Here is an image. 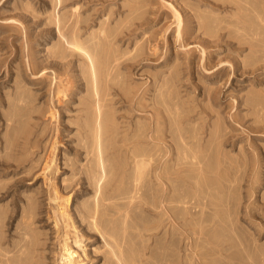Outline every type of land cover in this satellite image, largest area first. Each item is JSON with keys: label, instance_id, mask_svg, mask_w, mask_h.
<instances>
[{"label": "rangeland", "instance_id": "obj_1", "mask_svg": "<svg viewBox=\"0 0 264 264\" xmlns=\"http://www.w3.org/2000/svg\"><path fill=\"white\" fill-rule=\"evenodd\" d=\"M87 1L0 0V264H264V0Z\"/></svg>", "mask_w": 264, "mask_h": 264}, {"label": "bare ground", "instance_id": "obj_2", "mask_svg": "<svg viewBox=\"0 0 264 264\" xmlns=\"http://www.w3.org/2000/svg\"><path fill=\"white\" fill-rule=\"evenodd\" d=\"M258 1V0H257ZM87 2H89V0L87 1ZM91 2V1H90ZM208 2H209V0H208ZM224 2V1H223ZM212 3V2H211ZM129 5V4H128ZM140 5V4H139ZM139 5H137V6H139ZM211 5V4H210ZM216 5V4H215ZM231 5V4H230ZM217 6H219V4L217 5ZM190 7H192V6H190ZM141 9H144V8H141ZM264 9V8H263ZM238 12H241L242 13V15H243V13H248V15H249V17H251V16H253V15H255L257 12H258V6H257V2H256V0H253L252 2H250V0H249V2H245V5H240L239 7H238ZM237 12V11H236ZM240 13V14H241ZM195 14V13H194ZM234 14V13H233ZM237 14V13H236ZM199 17V16H198ZM245 18V17H244ZM239 19V18H238ZM243 20V19H242ZM241 23H246V22H240V25H241ZM133 24V23H132ZM237 24H239V23H237ZM202 25H204V24H202ZM206 26V25H205ZM243 26H246V24L245 25H243ZM180 27V26H179ZM203 28V27H202ZM78 29V28H77ZM225 29V28H224ZM180 30V29H179ZM206 30V29H205ZM61 31V30H60ZM59 31V32H60ZM109 31V30H108ZM123 31V30H122ZM226 31V30H225ZM179 32V31H178ZM60 34V33H59ZM80 34V33H79ZM179 34V33H178ZM61 35H62V33H61ZM106 35H107V33H106ZM247 36H249V35H247ZM253 36V35H252ZM252 36H251V38H252ZM108 37V36H107ZM178 37H180V34L178 35ZM250 37V36H249ZM62 38V37H61ZM70 38V37H69ZM74 38H76V39H78L79 38V35H77V36H74ZM98 38V37H97ZM247 38V37H246ZM254 38V37H253ZM252 38V39H253ZM73 39V38H72ZM104 39H105V37H104ZM65 40H68V39H65ZM105 40H107V38L105 39ZM232 40V39H231ZM69 41V40H68ZM98 41H100V40H98ZM72 43H74V41L72 42ZM81 43V42H80ZM68 44V43H67ZM242 44V43H241ZM72 46H74V44H71ZM239 45V44H238ZM68 46V45H67ZM77 46H78V48H79V50H81L80 51V53L81 52H83L85 55H86V57H87V59H88V64H89V67H90V70H91V74H92V85H93V88H94V90H95V92L97 91V85H98V77H97V71H96V65H95V61H94V58L92 57V55L88 52V51H86L85 49H83V48H81L79 45H77V43H76V48H77ZM70 47V46H69ZM71 49L73 48V47H70ZM74 48H75V46H74ZM252 49V48H251ZM250 49V50H251ZM78 50V51H79ZM71 52V51H70ZM73 53V52H72ZM108 54V53H107ZM252 54H255V53H252ZM75 55V54H74ZM157 55V54H156ZM83 56V55H82ZM127 56V55H126ZM125 56V57H126ZM116 57H118V56H116ZM61 59V58H60ZM66 59V58H65ZM64 59V60H65ZM114 61H116V60H114ZM262 63V62H261ZM87 64V65H88ZM86 65V66H87ZM244 66H246V64L244 65ZM179 67V66H178ZM104 68V67H103ZM107 68V67H106ZM246 69V68H245ZM251 69H249L248 68V71H250ZM99 71V70H98ZM247 71V69L245 70V72ZM252 71V70H251ZM250 71V72H251ZM103 73V72H102ZM246 74V73H245ZM176 76H177V74H176ZM113 81V80H112ZM164 81V80H163ZM124 84V83H123ZM169 84V83H168ZM108 87H110V86H108ZM116 88V87H115ZM118 88V87H117ZM172 88V87H171ZM26 89V88H25ZM24 90V89H23ZM109 90V89H108ZM116 90V89H115ZM119 90V89H118ZM160 90V89H159ZM110 92V91H109ZM94 93V92H93ZM259 94V93H258ZM110 95V94H109ZM108 95V96H109ZM118 95V94H117ZM253 95H254V93H253ZM256 95V94H255ZM260 95V94H259ZM96 96H97V94H96ZM105 96V95H104ZM8 97V96H7ZM258 97V96H257ZM104 98V97H103ZM264 98V97H263ZM113 99H115V98H113ZM262 99V98H261ZM145 102V101H144ZM113 103V102H112ZM29 104V103H28ZM187 104V103H186ZM89 105V104H88ZM101 105V104H100ZM155 106V105H154ZM168 106V105H167ZM170 106V105H169ZM155 107H157V106H155ZM89 108V107H88ZM101 108L102 107H100V108H98V110H99V112H100V114H101ZM105 108H106V106H105ZM158 108V107H157ZM207 108H209V107H207ZM145 109V108H144ZM210 109V108H209ZM196 110V109H195ZM97 111V110H96ZM145 111V110H144ZM108 112V111H107ZM111 112V111H110ZM190 112V111H189ZM212 112V111H211ZM157 114V113H156ZM155 114V115H156ZM199 114V113H198ZM113 115V114H112ZM157 116V115H156ZM158 116H159V114H158ZM54 117V116H53ZM97 117V116H96ZM100 117V116H99ZM107 117V116H106ZM154 117V116H153ZM219 117V116H218ZM112 118V117H111ZM155 118V117H154ZM246 118V117H245ZM97 119H98V117H97ZM97 119H96V121H97ZM219 119V118H218ZM158 118H156V123H155V126H153L154 127V131H153V129H152V131L154 132L151 136L150 135H146V136H149L150 138H151V141H152V143H160L161 141H162V143H163V138H161L160 137V135H159V129H158ZM98 122V121H97ZM256 122V121H255ZM104 123V122H103ZM262 123V122H261ZM101 124V123H100ZM108 124V123H107ZM106 124V125H107ZM110 124V123H109ZM257 124H258V122H257ZM98 125V124H97ZM99 126V125H98ZM100 127L102 128V126L100 125ZM153 127H151V128H153ZM163 127V126H162ZM101 128H100V130H101ZM106 128V127H105ZM99 129V128H98ZM104 129V128H103ZM135 129V128H134ZM96 130H97V128H96ZM151 130V129H150ZM150 130H149V133H150ZM97 133H99V132H97ZM96 133V134H97ZM101 133V132H100ZM99 133V134H100ZM112 134V133H111ZM146 134V133H145ZM98 135V134H97ZM101 136H102V134H100ZM113 136V135H112ZM98 138H100L101 139V137H98ZM106 138V137H105ZM132 138H133V136H132ZM145 138V137H144ZM146 139H148V137H146ZM145 139V140H146ZM110 140V139H109ZM124 140V139H123ZM137 140V139H136ZM150 140V139H149ZM125 141V140H124ZM127 141V140H126ZM146 144L147 143H149V142H145ZM160 144H158V146H159ZM124 146V145H123ZM134 146V145H133ZM156 146H157V144L155 145V148H156ZM157 146V147H158ZM163 146V145H162ZM164 147V146H163ZM166 147V146H165ZM164 147V148H165ZM98 148H99V146H98ZM135 148V147H134ZM95 149V148H94ZM137 149V148H136ZM136 149H134V150H136ZM99 150H100V148H99ZM121 151V150H120ZM99 152H101V151H99ZM110 153V152H109ZM133 153H137V151H134ZM100 154V153H99ZM103 154H101L100 156L101 157H103L102 156ZM129 155V154H128ZM137 155V154H136ZM136 155H134V157L136 156ZM158 155V150H155V151H149V152H142V153H140L139 155H137L136 157H145V156H157ZM131 160V159H130ZM104 166V165H103ZM103 168H105V167H103ZM103 179V178H102ZM101 179V180H102ZM99 182V181H98ZM94 183V182H93ZM96 184V183H95ZM105 184V183H104ZM120 184V183H119ZM98 185V184H97ZM99 186V185H98ZM102 187H105V186H102ZM95 189V188H94ZM101 189V188H100ZM118 192V191H117ZM173 195V194H172ZM122 197V196H121ZM66 253H67V251H66ZM70 253V252H69ZM68 253V254H69ZM70 264H78L77 262H76V260H75V256H73V255H70ZM66 259H68V257L66 258ZM21 260V259H20ZM79 262V261H78Z\"/></svg>", "mask_w": 264, "mask_h": 264}]
</instances>
